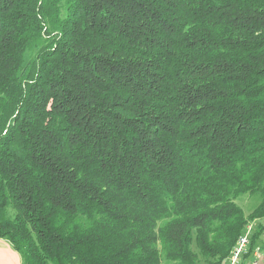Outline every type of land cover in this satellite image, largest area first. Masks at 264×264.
Returning <instances> with one entry per match:
<instances>
[{
  "label": "trees",
  "instance_id": "obj_1",
  "mask_svg": "<svg viewBox=\"0 0 264 264\" xmlns=\"http://www.w3.org/2000/svg\"><path fill=\"white\" fill-rule=\"evenodd\" d=\"M256 219L251 249L264 0H0V239L23 264H222Z\"/></svg>",
  "mask_w": 264,
  "mask_h": 264
},
{
  "label": "built area",
  "instance_id": "obj_2",
  "mask_svg": "<svg viewBox=\"0 0 264 264\" xmlns=\"http://www.w3.org/2000/svg\"><path fill=\"white\" fill-rule=\"evenodd\" d=\"M255 225L249 224L240 236L230 255L222 264H264V254L260 247L251 249Z\"/></svg>",
  "mask_w": 264,
  "mask_h": 264
},
{
  "label": "crops",
  "instance_id": "obj_3",
  "mask_svg": "<svg viewBox=\"0 0 264 264\" xmlns=\"http://www.w3.org/2000/svg\"><path fill=\"white\" fill-rule=\"evenodd\" d=\"M258 245L264 254V242L259 241ZM0 264H23V259L20 254L4 239H0Z\"/></svg>",
  "mask_w": 264,
  "mask_h": 264
},
{
  "label": "rangeland",
  "instance_id": "obj_4",
  "mask_svg": "<svg viewBox=\"0 0 264 264\" xmlns=\"http://www.w3.org/2000/svg\"><path fill=\"white\" fill-rule=\"evenodd\" d=\"M238 205L244 210L246 215H249L252 213V211L254 210V208L256 207L258 200L254 199L250 196H242L237 200ZM263 220L261 219H256L254 222H250L251 224L258 225L260 223H262ZM260 242H264V236H262ZM194 250L197 252L196 248H194ZM201 264H204L203 261L200 259Z\"/></svg>",
  "mask_w": 264,
  "mask_h": 264
}]
</instances>
